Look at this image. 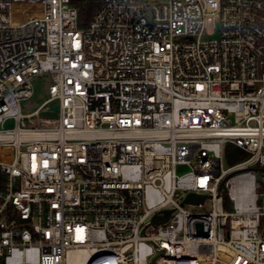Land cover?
Segmentation results:
<instances>
[{"label": "built area", "instance_id": "2783aa9c", "mask_svg": "<svg viewBox=\"0 0 264 264\" xmlns=\"http://www.w3.org/2000/svg\"><path fill=\"white\" fill-rule=\"evenodd\" d=\"M78 18L71 0H0V264H264V0ZM228 143L248 157L226 167Z\"/></svg>", "mask_w": 264, "mask_h": 264}, {"label": "rangeland", "instance_id": "374dc122", "mask_svg": "<svg viewBox=\"0 0 264 264\" xmlns=\"http://www.w3.org/2000/svg\"><path fill=\"white\" fill-rule=\"evenodd\" d=\"M218 37V27L213 20L207 21V27L203 34V39L216 38ZM50 83V77L47 75L39 76L35 79V94L32 98L22 102V111L29 113L34 111L40 103L46 98V89ZM53 109L52 112L43 113V115L56 116L58 113L57 103L50 104ZM11 123H8L10 126ZM225 166H230L225 156ZM184 207L191 212H207L212 209L211 201L207 200L202 206L185 204Z\"/></svg>", "mask_w": 264, "mask_h": 264}, {"label": "trees", "instance_id": "16d2710c", "mask_svg": "<svg viewBox=\"0 0 264 264\" xmlns=\"http://www.w3.org/2000/svg\"><path fill=\"white\" fill-rule=\"evenodd\" d=\"M102 0H71V4L78 9V25L87 26L92 20L96 10L101 5ZM225 156L230 166L248 157V153L232 143L225 147Z\"/></svg>", "mask_w": 264, "mask_h": 264}, {"label": "water", "instance_id": "95a60500", "mask_svg": "<svg viewBox=\"0 0 264 264\" xmlns=\"http://www.w3.org/2000/svg\"><path fill=\"white\" fill-rule=\"evenodd\" d=\"M204 198H205V195H198L195 193H190L188 197L186 198L185 202L198 203V202H202ZM170 212H171L170 210H162L156 213L153 217V224L157 225L159 223L167 221L169 218Z\"/></svg>", "mask_w": 264, "mask_h": 264}]
</instances>
